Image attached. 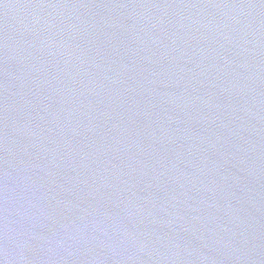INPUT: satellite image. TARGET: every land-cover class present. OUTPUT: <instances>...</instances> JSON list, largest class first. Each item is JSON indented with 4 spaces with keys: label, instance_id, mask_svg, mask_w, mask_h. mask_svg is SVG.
Wrapping results in <instances>:
<instances>
[{
    "label": "water",
    "instance_id": "95a60500",
    "mask_svg": "<svg viewBox=\"0 0 264 264\" xmlns=\"http://www.w3.org/2000/svg\"><path fill=\"white\" fill-rule=\"evenodd\" d=\"M0 264H264V0H0Z\"/></svg>",
    "mask_w": 264,
    "mask_h": 264
}]
</instances>
